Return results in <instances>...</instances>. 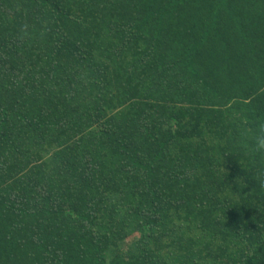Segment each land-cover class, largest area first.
Returning a JSON list of instances; mask_svg holds the SVG:
<instances>
[{
	"label": "trees",
	"instance_id": "obj_1",
	"mask_svg": "<svg viewBox=\"0 0 264 264\" xmlns=\"http://www.w3.org/2000/svg\"><path fill=\"white\" fill-rule=\"evenodd\" d=\"M264 0H0V264H264Z\"/></svg>",
	"mask_w": 264,
	"mask_h": 264
},
{
	"label": "clouds",
	"instance_id": "obj_2",
	"mask_svg": "<svg viewBox=\"0 0 264 264\" xmlns=\"http://www.w3.org/2000/svg\"><path fill=\"white\" fill-rule=\"evenodd\" d=\"M243 140L246 141L244 153L254 162L256 158H260V162H264V118L257 119L251 127L240 129ZM257 181L264 186V171L258 169L256 175Z\"/></svg>",
	"mask_w": 264,
	"mask_h": 264
}]
</instances>
